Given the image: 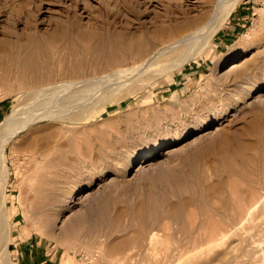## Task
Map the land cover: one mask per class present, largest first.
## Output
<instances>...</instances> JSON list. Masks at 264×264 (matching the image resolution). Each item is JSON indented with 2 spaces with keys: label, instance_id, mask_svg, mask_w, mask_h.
Wrapping results in <instances>:
<instances>
[{
  "label": "rangeland",
  "instance_id": "rangeland-1",
  "mask_svg": "<svg viewBox=\"0 0 264 264\" xmlns=\"http://www.w3.org/2000/svg\"><path fill=\"white\" fill-rule=\"evenodd\" d=\"M186 1L0 0V74L8 68V80L19 73L13 55L33 38L40 46L32 54L54 73L62 57L84 58L80 72H60L35 85L1 84L0 123L14 106L29 113L28 88L93 79L115 65L108 62L115 55L118 62H135L145 54L119 57L122 40L152 41L180 31L214 5ZM140 79L135 91L105 94L61 116L62 92L48 89L39 97L33 107L48 116L20 130L5 153L12 264L17 242L36 240L43 258L46 248L53 251L52 264H264L260 207L241 236L212 250L190 249L195 238L188 232L206 208L228 213L235 194L249 196L248 187L259 186L264 0H239L204 50L178 68ZM152 234L164 240L152 244Z\"/></svg>",
  "mask_w": 264,
  "mask_h": 264
},
{
  "label": "bare ground",
  "instance_id": "bare-ground-1",
  "mask_svg": "<svg viewBox=\"0 0 264 264\" xmlns=\"http://www.w3.org/2000/svg\"><path fill=\"white\" fill-rule=\"evenodd\" d=\"M238 1L239 0H214L213 9L207 15H203V17L200 16V18L196 21L194 20L187 23L184 22L186 25L183 29L180 28V31L170 29L166 31L165 34L157 35V37H155L152 41L146 40L144 37H138L134 40H122V45L119 46L117 44L119 46V50L122 52L121 54L119 53V57L123 56V54L127 53V51H130L137 56L138 54H145L143 58L135 62H118L117 60L119 58L115 55L111 57V59H108L109 64L111 63L115 65H113V67L107 72L96 75L93 79H91V77H74L68 78L67 80H62V78H60L54 82L55 84H52V80H47L46 82H51L36 88H28V95L31 94L32 97H30V95L28 96L27 94L26 96L28 99L30 97L34 100V102L32 101L33 104L31 105L36 107L39 104V97L48 89L54 90L56 93L62 92V94H58L62 97L59 99L61 105L57 107L58 110L56 111L59 112V116H61V114L74 107L84 104L91 105L99 101L105 94L111 96L116 94V92L118 93L123 90H125L126 93L135 91L142 85V79H140L141 77L145 76L147 78L153 79L154 76L156 77L160 74L162 75L175 67H180L185 62L189 61L202 50H204L209 44L212 36H214L215 33L220 29L221 23L225 19L227 13ZM192 2L193 1L190 0L186 1L187 4H192ZM187 17L189 16L187 15ZM88 37L90 39L93 38L92 36ZM108 43L109 42L105 41V39L102 42V44L105 45ZM39 46V41L34 38L28 42L27 47L29 49L26 47L28 50L26 49L23 51L22 46L19 45V48L22 50V52H17L12 58V62L18 66L19 73H17L13 79L8 80L9 72L7 68L6 71H3L4 73L0 74V85L2 84L4 86H10L13 83H18L21 86H27L29 84L35 85L43 82L44 78L50 76L54 77L55 75L58 76L60 72L64 74L68 72L72 73L82 71L84 65V58H82V56H80L81 60L78 62L72 59L70 60L66 57H62L59 64L60 66L63 63L61 67H59L60 72L54 73L56 70L53 65L47 62L44 64L38 63L35 56L32 54L33 51H31V49H39ZM228 60L230 61L231 59L229 58ZM33 106H31L28 110L29 113L27 111L24 112V110H22V106H18V108L17 106H14L15 108L13 112L8 114L2 123H0V264H12L9 249L7 248L9 241L12 240L13 237L11 234V225L7 206L5 204V189L9 182V169L5 163V153L8 143L20 130L27 128L29 125H31V123L33 124L34 122L42 121L43 118L48 116L46 111L36 112L37 109H35ZM31 108L34 109L32 110ZM262 117L263 115L258 119V122L263 120ZM261 123L260 125L263 126V123ZM258 124L257 127L259 126ZM257 127L254 129L256 130ZM262 132L263 135L261 138V145L263 144V153L264 129ZM35 135L37 136L38 134ZM41 136L43 135L41 134L37 137L40 138ZM157 153L159 152L155 150L151 153L145 154L141 157L142 162L153 159ZM261 164L260 177L256 180L259 186L256 189L254 188L255 185L253 187H248L250 192L248 194L249 196L246 195L244 197V195L241 193L238 195L235 194L229 207L231 211L229 210L228 213H218L215 215L214 213L216 211L214 210L215 212L210 214L211 212L206 208L205 211H203L204 216L202 218L200 217L199 220L192 222L188 232H190V236L195 239L192 240V246L189 244L190 249L212 250L217 248L228 238L232 236H241V234L248 228L247 224L250 222L251 217L258 207H260L261 213L264 214V155L262 156ZM228 168L230 167H227L226 172H229ZM236 168L238 170V167ZM231 174L232 173L230 171V175ZM252 176L254 178V175ZM243 179H245V181L247 180L246 178ZM247 182L249 181L247 180ZM257 183L255 184L257 185ZM246 187L244 188L246 189ZM237 192H240V190L238 189ZM237 192L235 191V193ZM184 230L187 231V227L186 229L184 228ZM163 240V238L158 239L155 234H152V237H150L149 241L152 244H155L156 242H162ZM187 246L188 244L185 245V247Z\"/></svg>",
  "mask_w": 264,
  "mask_h": 264
},
{
  "label": "crops",
  "instance_id": "crops-1",
  "mask_svg": "<svg viewBox=\"0 0 264 264\" xmlns=\"http://www.w3.org/2000/svg\"><path fill=\"white\" fill-rule=\"evenodd\" d=\"M35 244V246H34ZM17 248L15 250V264H52V261L55 259L51 254L53 251L46 248L45 258L42 256L43 246L41 242L37 240L32 244L23 241L17 242Z\"/></svg>",
  "mask_w": 264,
  "mask_h": 264
}]
</instances>
